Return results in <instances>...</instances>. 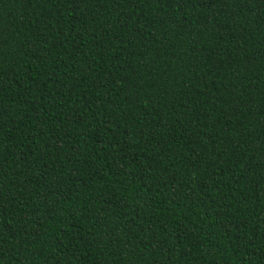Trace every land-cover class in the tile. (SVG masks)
<instances>
[{"label": "trees", "instance_id": "16d2710c", "mask_svg": "<svg viewBox=\"0 0 264 264\" xmlns=\"http://www.w3.org/2000/svg\"><path fill=\"white\" fill-rule=\"evenodd\" d=\"M0 264H264V0H0Z\"/></svg>", "mask_w": 264, "mask_h": 264}]
</instances>
